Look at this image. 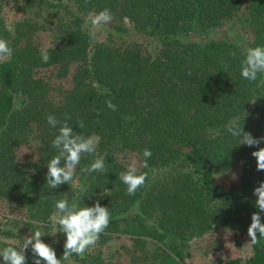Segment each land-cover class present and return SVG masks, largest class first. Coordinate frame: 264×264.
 <instances>
[{
	"label": "trees",
	"instance_id": "trees-1",
	"mask_svg": "<svg viewBox=\"0 0 264 264\" xmlns=\"http://www.w3.org/2000/svg\"><path fill=\"white\" fill-rule=\"evenodd\" d=\"M7 1L26 16L9 25L0 0V38L13 49L0 62V205L21 207L25 216L0 215V249L18 247L41 223L53 234L55 202L65 198L79 207L99 201L111 213L97 245L73 256L79 264H114L102 251L114 235L133 241L136 264H186L192 242L216 229L247 234L259 211L253 191L264 181L251 153L264 143L239 145L226 125L236 119L254 138L264 137V74L255 82L240 74L246 50L264 46V0ZM105 9L113 20L102 32L90 16ZM41 31L53 32L56 42L47 47V63ZM46 68L57 70L54 83L35 76ZM49 115L67 118L76 134L99 137L96 153L81 159L76 183L56 190L45 179L59 132ZM30 144L33 155L20 160L18 148ZM145 149L152 156L138 174L147 180L130 196L118 179L128 168L122 157L141 162ZM99 157L103 172L80 171ZM237 165V184H216ZM47 238L62 259L63 246ZM252 250L246 263L227 264H264V238ZM26 257L33 264L31 246Z\"/></svg>",
	"mask_w": 264,
	"mask_h": 264
},
{
	"label": "clouds",
	"instance_id": "clouds-1",
	"mask_svg": "<svg viewBox=\"0 0 264 264\" xmlns=\"http://www.w3.org/2000/svg\"><path fill=\"white\" fill-rule=\"evenodd\" d=\"M112 20L113 15L108 9L90 16V23L93 28H99ZM12 53L13 49L9 46V42L0 38V62L10 58ZM41 59L44 63L50 60L47 47L41 50ZM240 74L250 82H255L259 74H264V46L246 50L245 58L241 63ZM106 106L113 111L116 110V106L110 100L106 101ZM246 115L245 113V117ZM46 119L53 128L59 125V132L51 141V147L56 150L57 154L48 161L45 177L46 185L50 189L56 190L61 185L76 183V169L83 157L96 153L99 137H85L76 134L67 123V118L61 122L56 117L49 115ZM78 127L81 129L84 127L82 121ZM226 130L233 138L238 140L239 145L258 147L261 143H264V137L254 138L251 133L244 131V126H240L236 119L229 121ZM251 155L256 160V170L264 171V148L253 151ZM151 156L152 152L145 149L143 151L144 159L139 166L148 168V160ZM104 170L103 157L95 159L90 166L80 169L81 172L89 174L103 172ZM118 179L127 186V194L131 196L135 195L145 185L147 173L138 174L137 162L133 161L126 172L119 174ZM253 195L257 198L255 207L259 211L251 215V224L247 230V235L250 237L251 243L255 245L259 243L260 238H264V223L261 222L260 215V213H264V181L259 182V186L253 191ZM55 209L56 211L50 218L54 222L52 225L54 235L44 232L42 229L45 225L39 224L37 230L24 238L23 243L19 244L18 247L7 246L0 249L3 264H27L26 252L29 246H31L33 264H64V261H69L73 256L83 257L97 245L101 234L105 232L110 223L111 213L108 207H102L99 201L92 207H79L75 200L70 204L65 198L55 202ZM58 232L66 236L62 259H58L54 248L42 240V237L46 235L55 236ZM257 233H259V238H257Z\"/></svg>",
	"mask_w": 264,
	"mask_h": 264
},
{
	"label": "rangeland",
	"instance_id": "rangeland-1",
	"mask_svg": "<svg viewBox=\"0 0 264 264\" xmlns=\"http://www.w3.org/2000/svg\"><path fill=\"white\" fill-rule=\"evenodd\" d=\"M52 3H60L67 0H49ZM45 14H43L44 16ZM4 16L9 25H12L15 21L25 18L24 11L18 9V6L13 1L4 0ZM109 23L102 25L98 28V31L108 30ZM99 40H104V36H98ZM38 42L43 47H51L56 44L54 34L51 31H41L38 36ZM57 70L55 68L40 69L35 72V76L51 83L55 82ZM34 145L21 146L17 150L18 158L22 161H26L34 153ZM124 164L128 167L133 161L137 162L138 170L140 162L130 155L122 157ZM242 174V167L240 165L225 175H219L216 177V184L229 189L232 185L239 182ZM0 215H6L11 218H24L25 210L21 207L13 206L11 204L0 205ZM3 223L6 221L0 219ZM53 233V230H52ZM54 235V233H53ZM29 236V235H28ZM50 242L57 245H64L66 236L63 233H57L52 238H47ZM14 242L17 241H7ZM19 245V243H17ZM133 248V241L127 236L114 235L103 247L105 259L111 261L114 264H136L133 261V254L130 253ZM192 258L187 261L186 264H227L230 260L238 259L242 263H246L252 256V243L250 237L245 234L242 235L232 228H220L216 229L212 233L206 235L203 238L196 239L192 242L190 247ZM69 264H79L74 261V257H71L68 261ZM137 264H140L138 262Z\"/></svg>",
	"mask_w": 264,
	"mask_h": 264
}]
</instances>
